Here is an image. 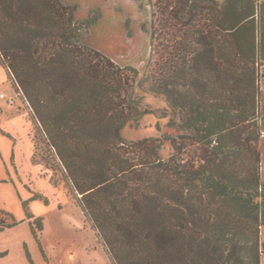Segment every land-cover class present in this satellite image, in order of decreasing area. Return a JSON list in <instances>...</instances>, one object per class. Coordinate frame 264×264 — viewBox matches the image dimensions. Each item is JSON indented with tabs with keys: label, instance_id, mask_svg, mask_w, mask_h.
<instances>
[{
	"label": "trees",
	"instance_id": "trees-1",
	"mask_svg": "<svg viewBox=\"0 0 264 264\" xmlns=\"http://www.w3.org/2000/svg\"><path fill=\"white\" fill-rule=\"evenodd\" d=\"M158 1L137 86L134 69L71 42L77 11L61 0H0V66L52 150L38 162L61 176L112 264H261L264 2ZM147 95L163 99L168 132L125 143Z\"/></svg>",
	"mask_w": 264,
	"mask_h": 264
},
{
	"label": "rangeland",
	"instance_id": "rangeland-1",
	"mask_svg": "<svg viewBox=\"0 0 264 264\" xmlns=\"http://www.w3.org/2000/svg\"><path fill=\"white\" fill-rule=\"evenodd\" d=\"M61 2L77 11V24L72 28L79 39L72 43L99 52L118 68L134 69L136 86L146 79L150 71L151 27L158 25V0ZM9 75L6 81L0 66V94L11 95L22 111L8 109L6 100L0 98V225L4 226L0 232V264H112L90 222L64 187L61 176L39 163L44 159L51 161L52 150L38 139L35 142L39 130L33 122V112L12 73ZM258 80L259 118L264 119V65L259 68ZM133 91V97L139 99L141 89L136 87ZM140 102L141 109L149 113L126 127L122 136L128 144L157 139L168 132L167 120L161 118L165 108L163 99L147 95ZM42 136L40 133L39 137ZM262 140L261 183L264 185V135ZM171 152L167 143L160 149L163 158ZM260 233L264 242V226Z\"/></svg>",
	"mask_w": 264,
	"mask_h": 264
},
{
	"label": "crops",
	"instance_id": "crops-1",
	"mask_svg": "<svg viewBox=\"0 0 264 264\" xmlns=\"http://www.w3.org/2000/svg\"><path fill=\"white\" fill-rule=\"evenodd\" d=\"M4 71V70H3ZM5 72V71H4ZM5 76H6V73H5ZM6 81H7V77H6ZM12 89V88H11ZM1 95H4V97L5 98H2V99H4V100H6L5 102H6V106H7V108L8 109H10V110H16V111H22V109H20L18 106H16L15 104L14 105H10V104H8V101H7V98L8 97H11V95L10 96H6L5 94H0V98H1ZM261 175H262V167H261Z\"/></svg>",
	"mask_w": 264,
	"mask_h": 264
},
{
	"label": "built area",
	"instance_id": "built-area-1",
	"mask_svg": "<svg viewBox=\"0 0 264 264\" xmlns=\"http://www.w3.org/2000/svg\"><path fill=\"white\" fill-rule=\"evenodd\" d=\"M16 95H17V94H16ZM18 95H20V94H18ZM1 98H5L4 95H1ZM7 101H8V104H10V105H14V104H15V103H14V98H13V97L8 98ZM27 105H28V103H27ZM28 106H29V105H28ZM30 111H31V109H30Z\"/></svg>",
	"mask_w": 264,
	"mask_h": 264
}]
</instances>
